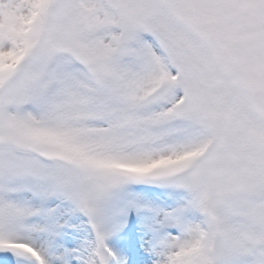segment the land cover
<instances>
[{"label":"snow or ice","instance_id":"6c2138e0","mask_svg":"<svg viewBox=\"0 0 264 264\" xmlns=\"http://www.w3.org/2000/svg\"><path fill=\"white\" fill-rule=\"evenodd\" d=\"M0 264H264V0H0Z\"/></svg>","mask_w":264,"mask_h":264}]
</instances>
